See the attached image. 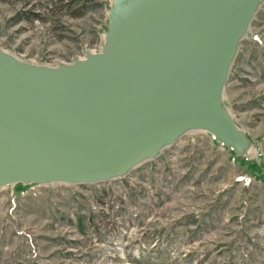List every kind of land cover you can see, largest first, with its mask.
I'll return each mask as SVG.
<instances>
[{"label":"rangeland","instance_id":"374dc122","mask_svg":"<svg viewBox=\"0 0 264 264\" xmlns=\"http://www.w3.org/2000/svg\"><path fill=\"white\" fill-rule=\"evenodd\" d=\"M110 0L0 1V48L56 67L100 52ZM223 106L246 155L191 131L98 184L0 188V264H264V0Z\"/></svg>","mask_w":264,"mask_h":264},{"label":"water","instance_id":"95a60500","mask_svg":"<svg viewBox=\"0 0 264 264\" xmlns=\"http://www.w3.org/2000/svg\"><path fill=\"white\" fill-rule=\"evenodd\" d=\"M110 1L100 52L48 67L0 48V188L106 183L191 131L247 154L222 96L260 0Z\"/></svg>","mask_w":264,"mask_h":264},{"label":"trees","instance_id":"16d2710c","mask_svg":"<svg viewBox=\"0 0 264 264\" xmlns=\"http://www.w3.org/2000/svg\"><path fill=\"white\" fill-rule=\"evenodd\" d=\"M0 1H3V0H0Z\"/></svg>","mask_w":264,"mask_h":264}]
</instances>
